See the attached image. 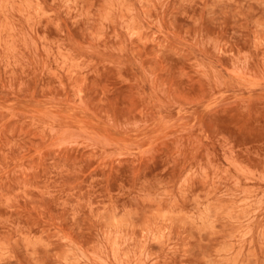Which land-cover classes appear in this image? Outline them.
I'll use <instances>...</instances> for the list:
<instances>
[{
  "label": "rangeland",
  "instance_id": "1",
  "mask_svg": "<svg viewBox=\"0 0 264 264\" xmlns=\"http://www.w3.org/2000/svg\"><path fill=\"white\" fill-rule=\"evenodd\" d=\"M0 264H264V0H0Z\"/></svg>",
  "mask_w": 264,
  "mask_h": 264
}]
</instances>
